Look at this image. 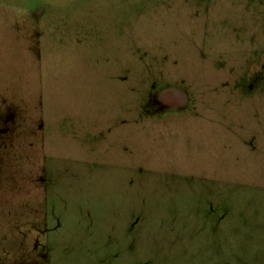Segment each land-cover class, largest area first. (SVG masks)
<instances>
[{
  "label": "rangeland",
  "instance_id": "374dc122",
  "mask_svg": "<svg viewBox=\"0 0 264 264\" xmlns=\"http://www.w3.org/2000/svg\"><path fill=\"white\" fill-rule=\"evenodd\" d=\"M0 264H264V0H0Z\"/></svg>",
  "mask_w": 264,
  "mask_h": 264
}]
</instances>
